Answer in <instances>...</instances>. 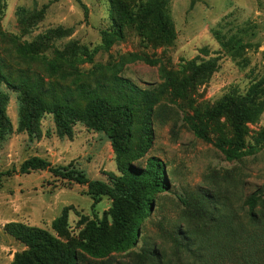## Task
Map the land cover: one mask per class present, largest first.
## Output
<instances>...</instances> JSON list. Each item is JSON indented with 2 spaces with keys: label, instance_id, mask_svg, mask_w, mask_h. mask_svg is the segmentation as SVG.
I'll list each match as a JSON object with an SVG mask.
<instances>
[{
  "label": "rangeland",
  "instance_id": "rangeland-1",
  "mask_svg": "<svg viewBox=\"0 0 264 264\" xmlns=\"http://www.w3.org/2000/svg\"><path fill=\"white\" fill-rule=\"evenodd\" d=\"M145 1L2 0L0 28L12 38L31 42L49 30H69L68 35L49 42L43 52L58 65L56 72L40 60L13 58L16 53L11 39L0 40L1 54L12 62L13 79L17 77L15 70L24 69L31 77L37 76L46 86H52L53 97L60 96L61 88H73L80 80L93 84L100 74H117L145 89L155 88L166 78L178 85L194 74L193 64L210 62V72L192 76L193 82L178 95H167L156 105L152 145L134 163L143 166L150 156L161 159L169 190L151 199L149 214L138 226L135 247L129 253L112 251L109 260L113 264H136L135 252L142 247L170 253V237L179 227L188 228L181 218L184 205L180 199L192 202L199 194L216 202L217 207L224 203L242 213L250 194L264 192V109L245 124L247 153L232 161L225 159L218 145L228 147L231 123L225 116L208 113L228 94L243 96L254 83L264 84V0H164V16L173 26L170 42L152 41L136 23L123 20V37L106 48L103 31H110L113 20L119 19L121 13L133 16ZM20 8L43 14L24 26L18 16ZM71 42L94 49L92 60L75 67L63 64L56 54ZM2 88L9 96L6 114L12 126L0 138V173L11 171L0 179V264H12L15 255L27 249L23 242L4 232L8 222L44 229L93 261L79 248L81 241L95 243L93 223L98 225L99 220H105V235H120L109 214L111 200L103 196L93 203L86 185L69 182L48 170L20 173L19 167L25 159L39 156L54 167L72 166L84 171L89 179L112 183L120 175L112 141L103 131L90 128L83 121L74 123L70 136L60 137L50 113L40 118L39 134L30 137L18 129L16 94ZM99 92L118 98L112 87ZM142 116V108L137 107L132 139L136 150ZM186 118L207 125L211 141L196 137ZM222 136L224 141L219 139ZM63 212L67 214V224L58 232L52 222Z\"/></svg>",
  "mask_w": 264,
  "mask_h": 264
},
{
  "label": "trees",
  "instance_id": "trees-1",
  "mask_svg": "<svg viewBox=\"0 0 264 264\" xmlns=\"http://www.w3.org/2000/svg\"><path fill=\"white\" fill-rule=\"evenodd\" d=\"M80 2V0H78ZM83 8L86 9L84 4ZM3 2L0 0V20ZM164 0H146L133 13V16L115 18L110 31H103V45L108 48L116 39L123 37V20L136 23L146 31L152 41L170 42L173 37L172 23L165 18ZM42 11L18 10L20 24L27 26L42 17ZM69 30L53 29L39 35L31 42L20 41L1 31L0 40L11 39L13 50L21 61L39 60L52 72L57 71L56 62L48 60L43 52L55 37L68 35ZM95 50L78 46L72 42L57 52V57L70 67L90 62ZM12 62L0 52V138L11 130V122L6 114L9 99L3 86L16 94L19 118L18 129L30 137L39 134V121L43 114L50 113L55 122L58 136H70L72 126L77 121L85 122L90 128L103 131L112 141L117 152V165L120 175L112 183L98 179H89L84 171L72 166L54 167L45 158L32 156L25 159L20 173L32 170H48L69 182L86 185V193L98 202L103 196L111 200L109 214L120 231V235L108 238L104 231L105 220L95 230L93 240L81 241L79 248L93 258L90 261L85 254L63 245L58 238L44 229L28 226L21 222H8L4 232L23 242L27 249L17 253L12 264H113L110 263L112 251L129 253L135 247L138 226L145 220L151 209V199L163 191L169 190L164 177V162L156 156H150L143 166L134 163L151 147L153 118L156 105L167 95H178L193 82L194 75L210 72V62L193 64V73L185 77L178 85L166 78L155 88L145 89L131 80L112 74H100L93 84L79 81L75 87L61 88L60 96L53 97L52 86L45 85L37 76L31 77L24 69L18 68L13 79ZM195 77V76H194ZM115 88L117 99L102 95L99 90ZM264 84L254 83L243 96L228 94L208 110L209 115L225 116L231 123L232 136L227 140L228 147L218 144L228 161L240 159L247 153L245 148L244 127L248 121L255 120L264 109ZM47 98L50 100H47ZM141 107L143 116L138 150L132 143L134 113ZM196 137L211 141L207 125L185 119ZM220 140L226 139L224 136ZM226 141V140H225ZM11 171L0 173L10 175ZM1 183V180H0ZM192 202L180 199L184 205L182 217L187 229L178 228L170 237V253L166 250L155 251L142 247L135 252L136 264H264V192L250 194L244 201V212L232 209L228 204L217 207L204 196L196 194ZM67 224V214L63 212L52 222V227L61 232ZM90 226V224H89Z\"/></svg>",
  "mask_w": 264,
  "mask_h": 264
}]
</instances>
